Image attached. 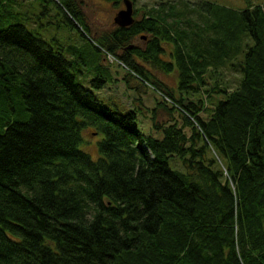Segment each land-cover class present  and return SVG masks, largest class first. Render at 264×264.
<instances>
[{
  "label": "trees",
  "instance_id": "16d2710c",
  "mask_svg": "<svg viewBox=\"0 0 264 264\" xmlns=\"http://www.w3.org/2000/svg\"><path fill=\"white\" fill-rule=\"evenodd\" d=\"M83 1L0 0V264H264V0L160 2L96 38ZM106 55L170 102L160 137L99 92Z\"/></svg>",
  "mask_w": 264,
  "mask_h": 264
},
{
  "label": "rangeland",
  "instance_id": "374dc122",
  "mask_svg": "<svg viewBox=\"0 0 264 264\" xmlns=\"http://www.w3.org/2000/svg\"><path fill=\"white\" fill-rule=\"evenodd\" d=\"M196 0H190L193 2ZM218 4H222L234 8H243L247 3H259L261 0H209ZM28 2V1H26ZM132 8L135 12V17H139L143 9H147L151 6H159L160 2L164 4L173 3L176 9L181 7V1L178 0H132ZM183 2V1H182ZM166 6V5H165ZM123 7L122 2L118 7L112 6L111 3L103 0H84L82 2V10L84 14V19L88 24V29L90 35L96 38L100 34H105L109 32L115 25L113 22V16L117 9ZM46 26L45 28H47ZM55 34L59 39L63 40L66 36L70 38H76L75 31H62L53 29ZM103 36V35H102ZM136 43L142 44L140 41H135ZM65 43V42H64ZM104 63L107 64L109 68V73L111 79L109 81H102V89L99 91L101 94L109 95L117 104L121 106L122 109H128L132 107V104H139L138 108V118L136 119V126L145 134H151L155 137H160V131H154L152 129L151 116L154 110L155 118L160 121H167V119L177 116L176 112L173 111L168 113L166 107L171 105L169 101L165 100L157 91H154L150 86L141 87L136 80L129 79L128 83L124 80V75L127 69L122 66L115 64V61L111 55H106L104 57ZM110 63H112L110 65ZM151 68V67H150ZM154 74L169 87L175 86L176 74L171 72L169 74H163L161 71L151 68ZM226 80L229 81V86L231 88L236 84L238 73L226 70L224 72ZM107 81V82H106ZM138 84V85H137ZM138 88H136V86ZM106 95V96H107ZM139 98V100H138ZM194 98V97H193ZM205 116V112H201ZM94 126L88 125L82 129L83 142L80 147L90 153V155L95 158L98 155L96 140L101 137V132L93 130ZM172 166V162L170 161Z\"/></svg>",
  "mask_w": 264,
  "mask_h": 264
},
{
  "label": "water",
  "instance_id": "95a60500",
  "mask_svg": "<svg viewBox=\"0 0 264 264\" xmlns=\"http://www.w3.org/2000/svg\"><path fill=\"white\" fill-rule=\"evenodd\" d=\"M122 1L123 7L119 8L113 16V22L118 26L129 25L134 20L131 0Z\"/></svg>",
  "mask_w": 264,
  "mask_h": 264
},
{
  "label": "flooded vegetation",
  "instance_id": "af4514ba",
  "mask_svg": "<svg viewBox=\"0 0 264 264\" xmlns=\"http://www.w3.org/2000/svg\"><path fill=\"white\" fill-rule=\"evenodd\" d=\"M133 12H134V10H133Z\"/></svg>",
  "mask_w": 264,
  "mask_h": 264
}]
</instances>
